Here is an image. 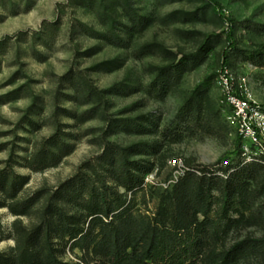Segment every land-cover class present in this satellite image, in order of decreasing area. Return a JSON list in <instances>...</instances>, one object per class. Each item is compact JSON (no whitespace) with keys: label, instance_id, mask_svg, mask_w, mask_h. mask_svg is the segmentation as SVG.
Returning a JSON list of instances; mask_svg holds the SVG:
<instances>
[{"label":"rangeland","instance_id":"374dc122","mask_svg":"<svg viewBox=\"0 0 264 264\" xmlns=\"http://www.w3.org/2000/svg\"><path fill=\"white\" fill-rule=\"evenodd\" d=\"M214 1L220 9L209 0H0V173L28 178L16 203L40 200L39 210L73 180L98 181L113 151L138 146L142 154L131 160L153 164L159 182L171 178L180 159L202 174L191 175L228 179L222 169L241 162L242 142L219 115L216 76L228 66L247 77L264 106V69L249 58L264 44V0ZM132 18L151 25L135 32ZM112 34L120 37L114 45L105 40ZM207 46L213 54L203 51ZM183 60L189 64L181 66ZM162 69H170L164 80ZM175 69L183 71L180 79L170 74ZM165 83V92H157ZM91 86L98 93L91 95ZM200 88L209 91V131L180 115ZM167 129H177L176 136L162 135ZM55 137L70 154L57 167L28 169ZM144 188L137 208L153 215L172 189ZM7 198L0 192L1 203L10 204ZM38 218L0 209V255L12 254L18 229ZM249 235L263 230H244L230 242ZM72 244L58 248L65 261L78 263L83 253Z\"/></svg>","mask_w":264,"mask_h":264},{"label":"trees","instance_id":"16d2710c","mask_svg":"<svg viewBox=\"0 0 264 264\" xmlns=\"http://www.w3.org/2000/svg\"><path fill=\"white\" fill-rule=\"evenodd\" d=\"M209 2L220 9L214 0ZM135 20L132 18L135 32L151 25L149 18H141L139 23ZM234 28L230 27L232 36ZM114 39L120 37H105L113 45ZM230 44L235 45L231 37ZM203 51L214 53L209 46ZM249 58L264 69V44ZM188 64L183 60L180 65ZM178 70L170 74L180 79L183 71ZM169 71L162 69L160 77L164 80ZM166 86L161 85L157 92L163 94ZM89 92L98 93L92 86ZM106 94L109 92H101ZM209 98V91L200 88L181 108L180 115L190 116L198 127L206 125L209 131L212 121L204 106ZM224 111L221 106L219 115L231 130ZM176 131L167 129L161 134L174 137ZM139 149L113 151L103 159L100 167L105 174L98 181L92 177L73 180L39 210L40 200L15 202L28 184L27 177L0 173V192L12 201L0 202V209L7 208L17 217H31L34 212L39 216L33 227L18 229L16 249L10 255H0V264H264V165L245 164L242 144L241 162L235 168L222 169L229 174L227 180L189 174L172 188L153 215L137 208L144 180L154 170L149 162L131 160L133 155L142 154ZM69 154L67 146L55 137L26 167L33 172L54 168ZM252 228L262 229L263 235L230 242L236 233ZM70 242L74 250L83 253L78 263L65 261V251L58 248H66Z\"/></svg>","mask_w":264,"mask_h":264},{"label":"built area","instance_id":"2783aa9c","mask_svg":"<svg viewBox=\"0 0 264 264\" xmlns=\"http://www.w3.org/2000/svg\"><path fill=\"white\" fill-rule=\"evenodd\" d=\"M216 84L221 92L220 105L225 108L224 115L230 127L242 142L245 164L264 165V106L254 98L248 78L237 76L228 66H224L216 76ZM171 178L158 181V172L146 176L145 186L172 189L191 173L201 172L186 165L183 159L172 163Z\"/></svg>","mask_w":264,"mask_h":264}]
</instances>
